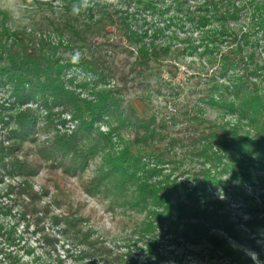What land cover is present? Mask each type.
Segmentation results:
<instances>
[{
    "label": "rangeland",
    "instance_id": "1",
    "mask_svg": "<svg viewBox=\"0 0 264 264\" xmlns=\"http://www.w3.org/2000/svg\"><path fill=\"white\" fill-rule=\"evenodd\" d=\"M146 1L119 0V4L111 6V9L129 11L132 23L148 27L151 35L156 28H163L155 38L159 44L168 47L160 65L152 63L154 69L148 72V78L136 81L137 76L127 73L132 69L130 64L136 61V54L121 53L120 68L126 72L124 76L112 74L105 80L95 82L82 66L72 65L66 70L68 77H75L73 84L69 85L82 99L94 102L97 101V94L114 89L122 104L120 109L132 105L140 112L155 113L160 119L169 120L170 116H175L186 121L189 118L187 114L197 112L216 124L220 123L222 127L225 124L240 126L243 134L261 141L264 138V106L255 115L249 112L247 106L249 116H246L240 104L243 97L233 96V87L239 84L241 88L247 85V99L250 90L264 97V33L258 25L253 26L250 19L252 4L248 2L247 5L249 0H237L240 16L234 23L228 18H209V10L200 8L203 0H183L182 6L174 4V0H158L162 4L160 6L169 5L164 12L166 18L157 12L148 13L144 6ZM3 2L0 0V38L5 36V31L28 32L36 35L32 38L34 40L42 39L55 45L58 49L56 57L62 59L61 62L68 60L65 53L73 50L67 43L68 34L58 33L50 25L49 19L58 17L69 0H32L31 3L21 0L23 11L30 19L27 25L14 21L3 7ZM99 4L100 0H90L89 7L99 8ZM187 9L196 13L195 18H191ZM86 12L83 10L79 17L84 19ZM203 16L207 20L200 25L198 17ZM169 17L174 21L166 25L164 21H168ZM143 19L146 21L143 22ZM251 27L253 30H250ZM114 37L113 26H107L103 34L95 35L92 39L94 43L112 42ZM11 39L7 47L12 43ZM121 39L125 45L129 44ZM148 39L145 38L146 41ZM19 41L20 38L14 40L13 44L18 45ZM0 63L5 62L0 60ZM256 65L259 66L258 74L254 72ZM216 82L228 86L227 91H230L226 94L225 104L221 106L209 104V95ZM80 83L83 86H78ZM11 86L9 82H0V264H7L6 253L11 250L18 252L22 260L36 264H88L89 259L82 253L83 247L65 233L62 224L66 218H75L78 213L85 217L83 226L90 234L100 238L111 250L139 261L144 259L145 262L148 249L152 248L162 256L158 257L161 259L159 264H264V186L256 178L264 175V168L261 156L255 154L252 148L245 147L239 153L241 158L248 161L245 166L220 162L214 164L217 166L205 165L217 177L215 186H211L207 192L212 206L218 207L222 214L225 212L235 227L244 231L249 239L244 244L229 236L222 226H209V234L224 237L237 247L240 252L236 259L237 255L231 258L218 252L210 239L186 238L181 232L183 222L178 224L180 228L175 232L168 216L154 212L158 210L155 205L145 209L143 204H123L116 201L113 195L93 194L86 189V184L105 158L120 152L125 141L135 139L132 125L119 126L117 119L109 117L96 120L86 143H93V137H96L102 147L105 144L107 147L97 150L85 171L79 172V175L68 174L59 166L60 160L50 158L45 148L53 145L58 137L74 133L80 125L78 118L63 103H53L47 109L37 100L18 99L13 96ZM214 97L219 101L218 96ZM230 101L238 105L232 108L226 106ZM26 109L36 114V132L31 139L14 142L10 133L18 126L17 114ZM13 143L15 148L5 154L4 147ZM214 149L222 154L221 157L228 155L216 145ZM14 157L24 163L36 164L27 174L20 170L14 172ZM223 159L228 161L227 158ZM185 163L180 164L181 169H173L168 164L162 166L152 180L175 178L182 182L186 190H191L198 183L193 169L200 171L204 165L199 161ZM155 164V161L150 162V167ZM235 170H238L236 174ZM26 205L48 211L45 214L40 212L44 215L42 224L35 223V214H26ZM150 221L152 225L147 226ZM48 234L54 241L49 240ZM10 238L14 239L13 246L9 244Z\"/></svg>",
    "mask_w": 264,
    "mask_h": 264
},
{
    "label": "trees",
    "instance_id": "2",
    "mask_svg": "<svg viewBox=\"0 0 264 264\" xmlns=\"http://www.w3.org/2000/svg\"><path fill=\"white\" fill-rule=\"evenodd\" d=\"M183 2V0H174V4L178 6L184 5ZM248 2L252 4L250 19L253 26L258 25L264 33V0H249L247 5ZM73 3L74 0H69L58 17L53 16L49 19V23L58 33L68 34L67 43L70 44V48L87 49V55L79 65L75 66H82L85 72L91 74L93 81L105 80V77L117 73L124 76L126 72L120 68L122 59L119 54L121 53L136 54V61L130 64L132 69L127 72L137 76L136 81H144L148 78V72L154 69L152 63L160 65L168 47L159 44L155 38L163 31V28H156L151 35L148 27L143 28V25L132 23L129 11L121 9L117 11V9H111V6L102 4L97 5L99 8L88 7L85 18L81 19L79 15L72 14ZM160 5L162 4L158 0H147L144 4L148 13L157 12L166 18L164 12L169 5ZM200 8L209 10L207 15L209 18L220 20L228 18L231 23L236 22L240 16L237 0H203ZM187 11L191 18H195L196 13L191 9ZM198 19V24L202 25L205 24L207 17H198ZM143 20V22L146 21V19ZM173 21V18L169 17L164 23L169 25ZM107 26L114 28L113 41L94 43L93 36L103 34ZM251 28L250 30H253V27ZM3 35L5 36L0 38V60L5 63H0V82L11 83L12 94L16 98L37 100L47 109H50L53 103H63L80 122L79 128L74 133L58 137L53 145L48 149L45 148L50 158L60 160L59 166L63 172L79 175V172L85 171L86 165L90 159L92 160L97 150L107 147V144L102 147L101 141L96 140V137H93V143H86L96 120L109 117L117 119L119 126L132 125L136 133L135 139L131 142L125 141L120 152L111 158H105L86 184V189L93 194L113 195L116 201H121L123 204H143L145 209L155 205L158 210L154 212L168 216L172 227L174 224L175 232H178L180 228L178 224L183 222L181 232L186 238L210 239L218 252L228 254L231 258L237 255L236 259H238L240 251L235 245L229 243L224 237L209 234V226L215 224L225 228L228 235L238 242L247 244L249 240L247 234L237 229L225 212L222 214L218 207L212 206L207 192L211 186H215L217 177L211 174L205 165L208 163L217 166L214 164L220 162L224 165L245 166L247 160L241 158L239 153L247 147L261 156L264 168V138L261 141L252 140L242 133L240 126L225 124L222 127L220 123L216 124L197 112L192 115L186 113L189 118L184 121L175 116H170L169 120L160 119L155 113L140 112L132 105L126 109H120L122 104L119 97L115 95L114 89L109 90L108 93L104 91L97 94L95 102L82 99L75 88L69 85L73 84L75 77L66 75V70L72 67V64L68 60L63 63L62 59L56 57L58 49L56 50L55 45L42 39L34 40L32 38L36 35L33 36L28 32L5 31ZM10 38L12 43L7 47L6 44ZM18 38H20L18 45H14L13 41ZM121 38L129 44L125 45ZM145 38L150 39L146 41ZM130 45L134 47L131 48ZM224 68H227V65H224ZM243 69L247 71V68L243 67ZM258 70L259 66L256 65L254 72L258 74ZM78 86L83 85L80 83ZM233 88L234 97H243L240 104L246 116H249L247 106L249 112H253L254 115L258 113L262 105L264 106V97L261 93L250 90L247 99V85L241 88L239 84H235ZM227 89L229 87L220 82L214 83L212 94L209 95L211 101L209 104L214 106L225 104L226 94L230 93ZM214 96H218L219 101H216ZM236 105L238 104L235 101L226 103V106L230 108ZM17 119L18 126L12 129L11 140L20 143L31 139L37 129V117L34 111L26 109L19 112ZM214 145L223 149L224 154L227 152L228 155L221 157L222 154L215 151ZM14 148V143L4 147L5 154L10 153ZM223 158H227L228 161ZM152 161L156 164L150 167ZM187 161L192 163L199 161L204 165V168L199 169L200 171L193 169L192 173H195L194 177L198 183L191 190H186L182 182L175 178L152 180L153 176L163 168L162 166L168 164L173 169H181L180 164L185 165ZM12 164L14 172L20 170L23 174H27L33 170L36 162L24 163L14 157ZM237 172L238 170H235V174ZM256 178H259L264 186V175ZM25 208L26 214L36 215L35 223L38 225L43 222V214L48 213L45 209L38 210L35 205H26ZM84 220L82 213H78L75 218H66L62 224L65 226V233L83 247L82 253L89 259L88 264H159L161 259L158 257L162 256H159L152 248L148 249L145 262L144 259L139 261L132 256L111 250L100 238L94 237L84 228ZM151 225L150 221L147 226ZM47 236L49 240L54 241L50 234ZM13 240V238L8 239L11 246H13ZM154 252L158 255L157 257ZM6 257L7 264H36L33 261L22 260L18 252L13 253L12 250L6 253Z\"/></svg>",
    "mask_w": 264,
    "mask_h": 264
},
{
    "label": "clouds",
    "instance_id": "3",
    "mask_svg": "<svg viewBox=\"0 0 264 264\" xmlns=\"http://www.w3.org/2000/svg\"><path fill=\"white\" fill-rule=\"evenodd\" d=\"M32 0H28L31 3ZM102 5L116 6L119 0H100ZM90 5V0H74L72 5V14L79 15L83 10H86ZM3 7L11 14L14 21L21 25L30 23V19L25 15L23 8L24 4L21 0H4ZM87 55V49L81 50L75 48L72 51L65 53L66 58L72 65H79L82 59Z\"/></svg>",
    "mask_w": 264,
    "mask_h": 264
}]
</instances>
